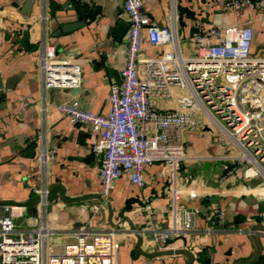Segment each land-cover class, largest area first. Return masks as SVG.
<instances>
[{
	"label": "crops",
	"instance_id": "crops-1",
	"mask_svg": "<svg viewBox=\"0 0 264 264\" xmlns=\"http://www.w3.org/2000/svg\"><path fill=\"white\" fill-rule=\"evenodd\" d=\"M26 1L0 0V203L27 202L38 198V191L54 194L45 206L31 203L19 208L16 230L27 232L44 222L52 232L47 249L59 254L76 240L73 233L80 227L115 228V264H264V191L257 179H246L240 172L227 174V150L201 113H195L197 126L186 131L187 159L175 174L180 206L198 211L189 231L167 248L156 235L172 225L174 172L161 162L145 167L144 188L122 174L107 198L112 217L107 205L93 215V207L102 203L97 198L102 155L91 149L89 126L62 116L56 105L77 100L93 113L109 112L111 85L121 82L127 60L128 15L122 0H34L25 18ZM142 2L159 26L168 25L175 11L187 57L194 53V35L211 26L251 27V54L264 57V0L241 9L226 6L225 0ZM65 27L71 29L64 31ZM45 40L56 48L59 59L80 65L76 86L44 89L38 58ZM142 47L144 58L169 50L151 46L146 33ZM179 94L176 88L172 96L155 97L154 103L163 111L177 110ZM45 98L46 113L41 111ZM42 149L55 153L46 169L38 161ZM3 207L0 204V213ZM217 208L224 212L222 223L214 220Z\"/></svg>",
	"mask_w": 264,
	"mask_h": 264
},
{
	"label": "built area",
	"instance_id": "built-area-1",
	"mask_svg": "<svg viewBox=\"0 0 264 264\" xmlns=\"http://www.w3.org/2000/svg\"><path fill=\"white\" fill-rule=\"evenodd\" d=\"M122 1L129 19L127 60L121 82L111 85L109 112L93 113L77 100L59 103L56 109L74 123L89 126L91 149L102 155L99 178L104 200L124 173L133 185L144 188L145 167L161 162L172 168V225L156 231L167 248L169 241L193 227L198 213L180 206L181 192L175 182V174L187 159L186 131L197 126L196 112L217 130V142L227 150L223 159L231 163L227 174L240 172L246 179L264 181V57L251 54L249 26L200 30L192 39L194 54L187 57L174 10L170 23L159 26L142 0ZM255 1L259 0H225V5L241 9ZM43 21L46 29V14ZM145 33L151 46H168L169 50L158 57H142ZM38 65L45 90L72 88L80 80V65L59 59L56 48L46 40ZM176 88L181 91L176 98L178 109L160 110L154 98L172 96ZM48 110L45 98L41 111ZM54 156V151L42 149L39 165L46 169ZM37 194L42 205H47L49 191ZM104 205H95L93 215ZM17 212L16 207L4 206L0 213V264H115V228L91 231L80 227L73 233L76 240L57 254L47 249L52 232L44 222L27 232L16 230ZM261 217L264 220V213ZM224 219L223 210L215 209L214 220L222 223Z\"/></svg>",
	"mask_w": 264,
	"mask_h": 264
},
{
	"label": "water",
	"instance_id": "water-1",
	"mask_svg": "<svg viewBox=\"0 0 264 264\" xmlns=\"http://www.w3.org/2000/svg\"><path fill=\"white\" fill-rule=\"evenodd\" d=\"M33 3H34V0H27L26 3L24 4L23 6V15L25 18H28L31 14V10L33 8ZM69 29H71V27H65L63 28L64 31H68ZM53 194H54V191H52L50 194H49V197H48V201L51 200V198L53 197ZM64 201H82V200H87L89 199L90 197H77V198H72V199H67L65 197H62ZM97 198L102 202L104 203L105 205L108 206L109 208V212H110V218L112 217V208H111V205L108 201L104 200L100 195L97 196ZM31 203H41L40 199L39 198H34V199H30L28 200L27 202H23V203H18V202H14V201H7V202H3V203H0L4 206H13V207H16V208H22V207H26L28 206L29 204ZM172 241H169L168 244H171ZM187 253V252H186Z\"/></svg>",
	"mask_w": 264,
	"mask_h": 264
},
{
	"label": "rangeland",
	"instance_id": "rangeland-1",
	"mask_svg": "<svg viewBox=\"0 0 264 264\" xmlns=\"http://www.w3.org/2000/svg\"><path fill=\"white\" fill-rule=\"evenodd\" d=\"M194 54V53H193ZM198 113V112H197ZM206 118V117H205ZM207 119V118H206ZM208 120V119H207ZM209 121V120H208ZM258 184H260L259 185V188H262V191H264V181L263 180H261V179H259V181H258Z\"/></svg>",
	"mask_w": 264,
	"mask_h": 264
}]
</instances>
